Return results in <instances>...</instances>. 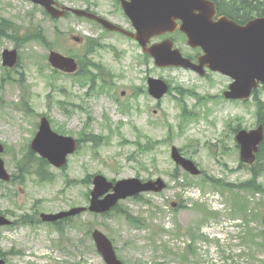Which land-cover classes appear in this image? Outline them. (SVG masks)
Returning <instances> with one entry per match:
<instances>
[{"label": "rangeland", "instance_id": "1", "mask_svg": "<svg viewBox=\"0 0 264 264\" xmlns=\"http://www.w3.org/2000/svg\"><path fill=\"white\" fill-rule=\"evenodd\" d=\"M246 1L249 16L258 15L249 12L253 2L264 7V0ZM3 20L11 25L0 31V142L6 147L2 156L8 171L22 177L16 182L0 180V214L14 221L0 227L6 264H106L91 236L96 228L110 237L125 264H264V189L222 190L212 184L220 180L230 188L253 177L250 166L240 160L235 140L239 125L257 126L253 97L228 101L222 93L230 77L159 67L136 42L104 33L74 16L54 20L28 2L0 0V25ZM73 35L90 41L87 50ZM89 37L100 38V45L95 47ZM177 39L183 53L197 54L181 36ZM7 48L19 51V64L11 70L2 65ZM51 50L80 58L90 51L89 58L112 74V86L90 89L82 76L58 73L48 62ZM87 71L97 72L90 67L82 74ZM149 77L170 85L162 99L149 95ZM259 93L264 100L263 87ZM44 113L53 129L83 138L82 146L69 157L66 170L50 166L55 180L32 176L24 181L21 165L25 160L37 162L26 152ZM172 146L203 173L194 176L177 165ZM97 173L110 180L161 177L167 188L121 200L106 214L88 210L63 220L59 227L40 219L41 213L89 206L93 185L82 180ZM66 175L75 178L69 186ZM258 181L264 187V173ZM236 192L247 199L243 209L236 210ZM214 210L225 218L211 215ZM25 216L34 221L26 222Z\"/></svg>", "mask_w": 264, "mask_h": 264}, {"label": "water", "instance_id": "2", "mask_svg": "<svg viewBox=\"0 0 264 264\" xmlns=\"http://www.w3.org/2000/svg\"><path fill=\"white\" fill-rule=\"evenodd\" d=\"M43 5L53 17L59 18L72 10L78 15H87L100 20L103 24L113 29H120L109 21L99 18L81 9L53 5V0H31ZM206 0H141V15L135 20L138 33H125L136 37L144 50L154 56L160 66L177 65L195 69L204 73V66H209L214 71L228 74L235 79L230 89L225 92L228 99H248L260 82L264 83V16L256 17L245 25L236 23L226 16L213 20V12H208ZM181 18V29L187 33L189 43L193 46H202L205 54L199 57L200 64H195L191 59L182 55L179 49L173 48V41L167 39L148 47L150 38L176 28L175 20ZM51 64L65 72L74 73L78 69L75 59L66 57L56 51H52L49 57ZM18 63L17 49H5L3 51V65L14 68ZM149 91L161 98L167 91L165 81L157 78L149 79ZM264 138V127L257 129H242L237 133L236 140L241 145V160L246 163H254L259 145ZM77 142L72 137H66L55 133L47 118L43 117L40 131L32 142V149L46 158L57 168L67 164L68 155L75 152ZM4 146L0 143V153ZM173 158L192 174H200L201 171L195 163L184 158L176 147H173ZM0 178L9 181L10 174L5 168V163L0 156ZM94 190L89 209L96 213L109 211L120 199L137 195L141 192H160L167 187L161 178L143 182L138 178L122 179L116 183L109 181L103 175L94 178ZM113 190L111 193L110 191ZM107 194L104 198V196ZM174 205V204H173ZM85 207H76L69 211L56 214H41V219L47 222H55L69 216H75L86 211ZM10 220L0 215V226L10 224ZM99 252L107 264H124L118 259L111 240L100 230L93 232ZM0 264L4 260L0 258Z\"/></svg>", "mask_w": 264, "mask_h": 264}, {"label": "flooded vegetation", "instance_id": "3", "mask_svg": "<svg viewBox=\"0 0 264 264\" xmlns=\"http://www.w3.org/2000/svg\"><path fill=\"white\" fill-rule=\"evenodd\" d=\"M78 1L79 4H77L76 6H80L81 8H84L90 12H93L95 14H98L99 16H102L116 24H119L120 26H124L126 28L129 29H134L133 26V18L131 17V15L126 11V9L124 8V4H130L132 6V0H75ZM215 4H216V10H217V15L215 16V19H218L219 17L223 16L224 14H222L220 12V4H221V0H214ZM58 2H61V0H59ZM73 5H75L74 3H72ZM133 12V8L132 11ZM209 12V10H208ZM140 19V18H139ZM177 22L179 24L182 23V20L179 18V20H177ZM95 23L97 24L96 26H98L99 28H101L103 31L106 30L102 25H100L98 22L95 21ZM166 36L171 37L174 42H175V46H177V36H181L184 40L185 43L187 44V46L189 48H191L193 50V53L195 51H197V54H195L197 57L200 53H203V50L200 47L194 48L192 46H190L187 43V36L185 33H183L180 28H178L176 31L174 32H168L167 34L163 35L161 40L166 39ZM73 40H77L75 39V37H79V41H83V44L85 46V50L87 45L90 44V41L87 40V38L85 36L84 39L82 38V36H78V35H73ZM93 42H97L100 45V40H92ZM202 50V51H201ZM200 52V53H199ZM79 62L82 63V58H78Z\"/></svg>", "mask_w": 264, "mask_h": 264}, {"label": "trees", "instance_id": "4", "mask_svg": "<svg viewBox=\"0 0 264 264\" xmlns=\"http://www.w3.org/2000/svg\"><path fill=\"white\" fill-rule=\"evenodd\" d=\"M236 2V6L229 5L227 3H224L222 7L224 8L227 15H229L231 18H234L238 22L244 23L250 18L247 11L245 10V4H248V1L242 0L244 4H242L241 0H234ZM249 12L252 14L253 12H257L259 15L264 14V7L261 2H258L257 4L253 2V8L249 10ZM11 25L10 23L3 20V23L0 25V31L4 33ZM94 76L91 78L94 80ZM258 108H259V118L260 121L264 122V102L258 99ZM44 164H41V168H43ZM264 173V141L262 142L260 146V151L258 153V161L253 166V178L249 181L242 182L240 184L235 185V187H240L241 189H248L255 192H263V185L259 183V178ZM42 179H50V174L45 171L39 174ZM90 180V179H88Z\"/></svg>", "mask_w": 264, "mask_h": 264}]
</instances>
